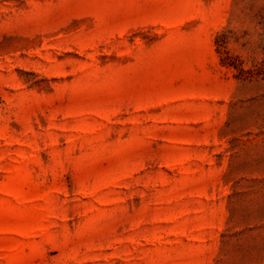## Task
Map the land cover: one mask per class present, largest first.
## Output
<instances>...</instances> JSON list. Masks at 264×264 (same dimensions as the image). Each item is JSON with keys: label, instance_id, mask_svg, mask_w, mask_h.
Listing matches in <instances>:
<instances>
[{"label": "rangeland", "instance_id": "obj_1", "mask_svg": "<svg viewBox=\"0 0 264 264\" xmlns=\"http://www.w3.org/2000/svg\"><path fill=\"white\" fill-rule=\"evenodd\" d=\"M0 264H264V0H0Z\"/></svg>", "mask_w": 264, "mask_h": 264}]
</instances>
